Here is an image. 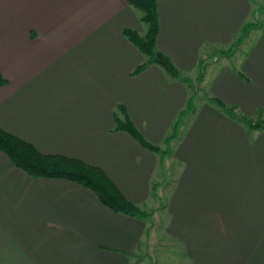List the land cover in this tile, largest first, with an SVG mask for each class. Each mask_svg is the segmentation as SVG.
<instances>
[{
	"label": "crops",
	"instance_id": "0c3cea01",
	"mask_svg": "<svg viewBox=\"0 0 264 264\" xmlns=\"http://www.w3.org/2000/svg\"><path fill=\"white\" fill-rule=\"evenodd\" d=\"M256 2L158 0V49L184 76L211 63V79H200L211 97L249 117L264 109V25L243 40L252 37L237 65L211 54L256 20ZM125 29L146 30L124 0H0V125L43 154L99 167L142 209L161 158L114 131V111L123 105L161 148L190 88L158 65L133 76L146 57ZM212 106L184 118L163 162L181 168L168 234L187 264H264V133ZM146 221L112 211L77 183L30 177L0 150V264H126L150 243Z\"/></svg>",
	"mask_w": 264,
	"mask_h": 264
},
{
	"label": "trees",
	"instance_id": "16d2710c",
	"mask_svg": "<svg viewBox=\"0 0 264 264\" xmlns=\"http://www.w3.org/2000/svg\"><path fill=\"white\" fill-rule=\"evenodd\" d=\"M124 1L139 12L140 20L146 26L143 35L132 29L124 30V34L128 40L146 57V60L134 69L132 75L140 74L150 65H158L170 77L182 81L192 91L188 97L186 107L179 112L172 126L171 134L165 139L166 149L153 145L143 136L123 105H118L114 111V131L128 133L144 148L159 154L163 165L164 159L172 153L171 143L177 141L180 137L184 118L195 114L197 91H194L191 79L184 76L171 59L157 47V38L160 31L158 0ZM260 14H264V0L258 15ZM263 25L264 20L260 18L253 23L244 24L228 53H233L234 49L243 42L252 29L262 28ZM203 62L201 61L199 64L201 75L205 64ZM5 84L6 79L0 71V87ZM208 99L210 104L215 106L218 111L242 124L248 131L256 130L264 133V109H260L255 116L256 119H254L237 112L236 107L229 106L215 97L210 96ZM0 150L8 156L19 170L30 177L68 180L91 190L104 206L116 213L146 220H152L153 218V212L142 210L130 202L99 167L89 165L77 158L43 154L29 142L5 131L1 125ZM156 189L157 186L154 185V195H156Z\"/></svg>",
	"mask_w": 264,
	"mask_h": 264
},
{
	"label": "rangeland",
	"instance_id": "374dc122",
	"mask_svg": "<svg viewBox=\"0 0 264 264\" xmlns=\"http://www.w3.org/2000/svg\"><path fill=\"white\" fill-rule=\"evenodd\" d=\"M259 4H263V0H257V2L253 5V9H258V14L261 8ZM259 18L264 20V14L257 15L256 20H258ZM144 28L146 29L145 25ZM236 38L237 37H235V39ZM251 38L252 37H250V39L247 38V41L243 44L241 42V45L235 48L234 52L231 54L228 52L230 51L233 43L225 47L224 50H220V47H218V49L214 48V52H212L213 54H211V56L212 58L213 56L216 57V64H222L224 62L226 63L227 61L231 64L233 63L234 65H237V57L242 50L247 49ZM203 63H205L206 65H211V63H208L207 61ZM200 72L201 71L198 68L196 71L185 74V76L191 79L194 91H197L195 103L196 110H200L205 104H210L208 97L211 96L209 84L205 82L206 79L207 81L208 78L211 79V77H209L211 69L207 71H205L204 69L202 70V74H206L204 82H201L200 80L202 79V77L204 78V75H201ZM191 92L192 91L190 90V94ZM190 117L191 116H188L186 121H189L191 119ZM252 118L256 119L255 117ZM255 131L256 130H252L248 132L255 133ZM170 134L171 132L166 137H168ZM165 139L164 143L160 145L162 149H166ZM174 147L175 142H172L171 155L173 154ZM168 157H166L165 159H167ZM168 163L169 164L167 165H161L160 163L158 173L154 177L157 180V182L155 183H158L157 186H159L155 191L156 195H154L153 193L151 200H149V203L142 208V210L154 213V217L152 218V220L146 221L149 223V226L153 224L152 236H150V240H148V242L150 241V243H144L141 248L138 249L135 253L126 255V264H187L185 259L186 254L184 253V248H182L183 245L179 241L171 238L168 234V226L170 221L167 204L168 201H170L169 195L176 189V180L178 181L179 176L181 175V172L179 171V169L181 168L178 164H176L174 159L172 160V162Z\"/></svg>",
	"mask_w": 264,
	"mask_h": 264
}]
</instances>
